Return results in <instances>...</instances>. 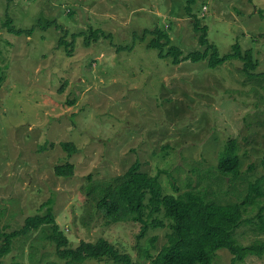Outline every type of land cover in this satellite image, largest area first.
<instances>
[{
    "label": "rangeland",
    "instance_id": "374dc122",
    "mask_svg": "<svg viewBox=\"0 0 264 264\" xmlns=\"http://www.w3.org/2000/svg\"><path fill=\"white\" fill-rule=\"evenodd\" d=\"M190 6L191 12L188 0H0V210L12 231L30 216H44L48 207L42 206L53 198L56 220L73 248L105 238L135 262L154 264L171 229L152 224L139 241L141 224L109 223L97 205L105 182L139 161L152 176L172 173L160 174L168 194L204 192L211 184L207 189L217 193L207 196L225 204L237 202L242 190L245 198L259 179L264 189L262 82L245 77L243 61L217 68L189 59L176 65L167 49L161 57L147 47L153 35L140 40L146 29L172 25L169 36L185 58L203 49L193 29L201 17L221 56L240 43L253 49L264 72V0H195ZM6 14L16 30H35L14 36L4 24ZM233 139L242 160L236 186L216 169ZM63 142L76 151L70 154ZM68 163L74 175L58 177L55 167ZM194 167L214 173L199 179ZM223 186L232 195L223 194ZM256 212L245 216L254 222L234 231L241 246L264 242ZM154 218L169 223L164 213ZM38 234L19 237L0 264H62L54 245L42 236L36 243ZM139 245H150L151 256ZM234 257L222 248L212 264H232ZM235 264H264V252L250 251Z\"/></svg>",
    "mask_w": 264,
    "mask_h": 264
},
{
    "label": "trees",
    "instance_id": "16d2710c",
    "mask_svg": "<svg viewBox=\"0 0 264 264\" xmlns=\"http://www.w3.org/2000/svg\"><path fill=\"white\" fill-rule=\"evenodd\" d=\"M194 1L188 0L189 12L192 11L190 5ZM5 17L8 22L4 24L8 26L7 30L14 36L22 35L24 31L32 33L35 30V28L16 30L11 25L13 21L10 19L9 14H6ZM199 18L193 23V29L197 36L196 42L203 49L192 51L189 55L184 56L185 58H180L183 56V50L173 44L169 36L172 25H169L166 29L160 26H156L152 31L146 29L140 40L145 41L146 35H153L147 47L158 50L161 57H164L163 54L167 49L166 56L170 57L176 65L189 59L192 62L207 61L208 67L217 68L231 60L243 61L241 71L245 74V77L248 80L262 82L264 85V72L258 69L260 60L256 58L253 49L243 50L242 45L236 43L230 54L221 56L217 46L210 43L208 39V28L203 24V18ZM94 37H97V33L94 34ZM64 41V39H61L59 46H62ZM1 70L0 68V80H2ZM230 142V145H227L221 151L216 169L220 173V177H230L234 182L233 186H236V182L242 176V160L236 147V140L233 139ZM61 144L70 154L76 151L73 143L63 142ZM167 148H170V146L167 145ZM193 169L194 173L198 172L199 179H205L214 173L208 167H205V169L194 167ZM55 173L58 177H71L75 173V166L71 163L57 165ZM160 174L161 176L162 174L172 176L169 170L160 171L152 176L147 172H143L141 163L136 161L123 175L114 177L101 186L99 194L102 198L98 200L97 204L104 216L109 218V223L131 220L141 224L138 235L139 241L147 236L152 224L155 226H169L171 232L168 234V244L161 249L157 258L153 261L154 264H212L215 255L222 248L228 249L235 256L232 264L237 263L238 260H243L250 251L256 255H263L264 242H257V244L244 247L239 244L240 241L234 233L242 223L254 222L252 221L254 217L245 218L254 209H257L256 213L258 214L255 217L259 219V229L264 230V216L258 211V208L260 211H264V202L261 201L264 198L263 179L249 184V192H247L245 198H243L244 191L242 190L241 194L236 196L238 198L237 202L223 204L219 197L211 198L207 196L208 194L213 193L215 195L217 193L214 189H207L211 184H208L204 192L186 191L178 195L168 194L162 186ZM176 181L177 179L174 178L171 184L175 191H178L179 187L176 185ZM228 191L229 195H232L233 189L226 190L223 186L222 193L226 194ZM93 192L94 190L90 189L89 193ZM53 204L54 199L52 198L42 206V208L48 207V212L44 216H30L26 219L22 228L13 231L5 212L0 210V224L5 219L7 220L6 225L0 228V260L10 254L15 241L19 237L22 236L23 241H27L33 233L39 232L35 237L36 243L42 236L41 241H47L54 245L57 258L63 263L65 260V264H83L89 259H106L116 264H140L135 262L130 254L121 252L105 238H100L96 242L81 241L77 247L73 248L66 231L61 228L56 220ZM250 207L253 208L250 209ZM158 213H164L169 223L165 224V221L155 219L154 216ZM154 243L155 240L151 244ZM149 248L150 245L143 250L139 245L140 251H145L147 257L151 256L148 253ZM52 264H59V262Z\"/></svg>",
    "mask_w": 264,
    "mask_h": 264
}]
</instances>
